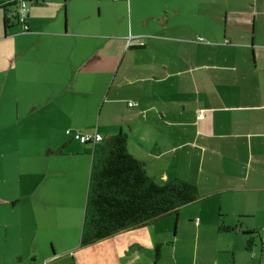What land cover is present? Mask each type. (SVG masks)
I'll return each mask as SVG.
<instances>
[{
	"label": "crops",
	"instance_id": "1",
	"mask_svg": "<svg viewBox=\"0 0 264 264\" xmlns=\"http://www.w3.org/2000/svg\"><path fill=\"white\" fill-rule=\"evenodd\" d=\"M15 3L0 0V264H264V0H110L122 29L89 2L30 0L27 33ZM68 130L125 134L152 179L199 198L81 246L94 145Z\"/></svg>",
	"mask_w": 264,
	"mask_h": 264
},
{
	"label": "trees",
	"instance_id": "2",
	"mask_svg": "<svg viewBox=\"0 0 264 264\" xmlns=\"http://www.w3.org/2000/svg\"><path fill=\"white\" fill-rule=\"evenodd\" d=\"M5 22L8 24L7 19ZM74 135L92 138L81 143ZM67 136L82 145H94L80 239L83 247L148 225L199 198L197 187L188 182L176 179L159 183L152 179L142 163L129 153L128 138L123 133L107 138L93 133L71 132ZM95 136L101 140L95 141ZM62 149L56 153L63 154ZM219 229L233 230L224 226ZM160 254L158 246L156 257Z\"/></svg>",
	"mask_w": 264,
	"mask_h": 264
},
{
	"label": "rangeland",
	"instance_id": "3",
	"mask_svg": "<svg viewBox=\"0 0 264 264\" xmlns=\"http://www.w3.org/2000/svg\"><path fill=\"white\" fill-rule=\"evenodd\" d=\"M80 2H89L90 5H88L90 7V9H92L93 12H95L94 16L92 17V19L97 20L98 22H107V21H111L110 24L107 23V27H112L115 28L117 27L118 29H122L124 27V20L123 17L121 16V12L119 11V8L116 7L114 8V6L110 3V0H77ZM92 4V5H91ZM94 5V6H93ZM88 6L86 7L88 9ZM102 7V14H99V10ZM108 11V13H107ZM99 25H103V24H99ZM14 169L16 170V165L14 163H10ZM2 185V183L0 182V186ZM2 218H3V213H2ZM176 224L174 223V228H175ZM173 233V232H172ZM179 254H181V251H178ZM161 263H165V264H170L169 259L167 258V256H163ZM181 264H190L187 261H182Z\"/></svg>",
	"mask_w": 264,
	"mask_h": 264
},
{
	"label": "built area",
	"instance_id": "4",
	"mask_svg": "<svg viewBox=\"0 0 264 264\" xmlns=\"http://www.w3.org/2000/svg\"><path fill=\"white\" fill-rule=\"evenodd\" d=\"M17 7L15 9L14 12H11L7 15V18L11 19V18H15L17 20V22L21 25V32L22 33H27L29 32V25H28V18L30 15V7H29V3L27 0H17L16 2ZM130 42L134 43L137 42L138 39L136 38H131L129 40ZM135 103H130L129 106H135ZM70 131H67V134H70ZM75 139L80 140L81 143H85L87 141H89L92 136H80V135H74L73 136ZM95 141H100L101 137L100 136H95L94 137Z\"/></svg>",
	"mask_w": 264,
	"mask_h": 264
},
{
	"label": "water",
	"instance_id": "5",
	"mask_svg": "<svg viewBox=\"0 0 264 264\" xmlns=\"http://www.w3.org/2000/svg\"><path fill=\"white\" fill-rule=\"evenodd\" d=\"M28 1V3L30 2V0H27Z\"/></svg>",
	"mask_w": 264,
	"mask_h": 264
}]
</instances>
